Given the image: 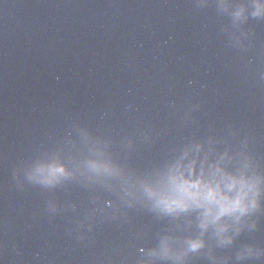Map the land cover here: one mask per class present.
Masks as SVG:
<instances>
[{
  "label": "water",
  "instance_id": "95a60500",
  "mask_svg": "<svg viewBox=\"0 0 264 264\" xmlns=\"http://www.w3.org/2000/svg\"><path fill=\"white\" fill-rule=\"evenodd\" d=\"M86 136L137 171L192 137L247 138L264 168V19L236 29L216 0H0V264H139L175 227L96 184L28 180L37 157L87 155ZM244 243L264 249V211L215 254L238 264Z\"/></svg>",
  "mask_w": 264,
  "mask_h": 264
},
{
  "label": "clouds",
  "instance_id": "9594fccd",
  "mask_svg": "<svg viewBox=\"0 0 264 264\" xmlns=\"http://www.w3.org/2000/svg\"><path fill=\"white\" fill-rule=\"evenodd\" d=\"M216 4L236 29L250 18L264 19V0ZM234 40L241 43L240 37ZM222 142L212 136L192 137L150 169L137 171L112 157L109 141L86 136L87 155L65 159L57 151L37 157L28 166L27 178L49 188L72 180L96 184L116 191L127 208H141L157 220L174 223V228L156 234L154 246L139 249V264H189L197 255L209 264H229L233 257L217 256L216 250L232 249L242 233L257 230L264 211V168L248 151L247 138L236 151L219 149ZM177 230L185 234L177 235ZM260 256L264 249L252 243L241 244L234 253L238 264Z\"/></svg>",
  "mask_w": 264,
  "mask_h": 264
}]
</instances>
